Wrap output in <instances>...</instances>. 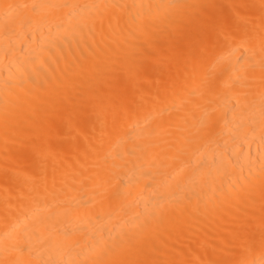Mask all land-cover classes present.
<instances>
[{
    "label": "bare ground",
    "instance_id": "6f19581e",
    "mask_svg": "<svg viewBox=\"0 0 264 264\" xmlns=\"http://www.w3.org/2000/svg\"><path fill=\"white\" fill-rule=\"evenodd\" d=\"M0 264H264V0H0Z\"/></svg>",
    "mask_w": 264,
    "mask_h": 264
}]
</instances>
